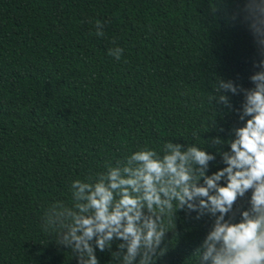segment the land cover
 <instances>
[{
    "label": "trees",
    "instance_id": "trees-1",
    "mask_svg": "<svg viewBox=\"0 0 264 264\" xmlns=\"http://www.w3.org/2000/svg\"><path fill=\"white\" fill-rule=\"evenodd\" d=\"M235 3L0 0V264H78L45 226L62 219L56 202L73 204L74 181L141 149L171 141L214 152L210 140L228 138L238 118L211 102L215 80L249 86L256 54L246 30L228 22ZM116 47L119 60L108 54ZM165 224L175 232V220ZM206 230V219L178 212L180 235L169 234L157 264H198Z\"/></svg>",
    "mask_w": 264,
    "mask_h": 264
},
{
    "label": "clouds",
    "instance_id": "clouds-1",
    "mask_svg": "<svg viewBox=\"0 0 264 264\" xmlns=\"http://www.w3.org/2000/svg\"><path fill=\"white\" fill-rule=\"evenodd\" d=\"M227 18L246 30L256 49L249 86L238 76L215 80L211 102L238 118L228 138L213 137L214 152L171 141L161 152L141 149L123 166L74 181L73 204L56 202L62 219H45V226L58 230L59 248L70 250L78 264H100L97 251L110 253L115 264H157L169 234L180 235L181 211L207 221L194 252L198 264H264V0H236ZM103 27L96 21L97 36ZM123 51L108 54L119 60ZM217 157L222 167L213 172ZM166 220H175V232L167 231Z\"/></svg>",
    "mask_w": 264,
    "mask_h": 264
}]
</instances>
